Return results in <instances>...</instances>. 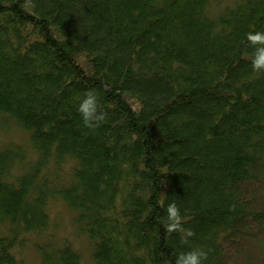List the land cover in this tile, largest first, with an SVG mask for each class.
<instances>
[{
  "label": "trees",
  "instance_id": "obj_1",
  "mask_svg": "<svg viewBox=\"0 0 264 264\" xmlns=\"http://www.w3.org/2000/svg\"><path fill=\"white\" fill-rule=\"evenodd\" d=\"M25 2L0 0V113L36 155L0 144V264H22L29 241L38 264H81L49 227L52 201L93 264L194 249L202 264H264V73L246 40L264 32V0ZM90 91L95 128L77 111ZM172 202L187 243L165 231Z\"/></svg>",
  "mask_w": 264,
  "mask_h": 264
},
{
  "label": "rangeland",
  "instance_id": "obj_2",
  "mask_svg": "<svg viewBox=\"0 0 264 264\" xmlns=\"http://www.w3.org/2000/svg\"><path fill=\"white\" fill-rule=\"evenodd\" d=\"M5 141L16 143V146H21L22 151L26 153L25 161L33 159L36 155L35 150L32 148L29 139V132L19 127L15 122V120L10 116L4 113H0V144H3L2 142ZM70 163L71 161L63 165L60 171H67V169H69ZM63 177H65L64 172L62 178ZM48 208L50 209V218H51L49 227L51 231H53L56 234L55 236L59 240H62L63 237L67 238V240L71 243L73 248L79 252L81 264H93V260L91 256V250H92L91 245L89 241L85 238V236H83L79 232H75L71 228L70 219H69L71 212L68 210L66 205L60 201L57 203L52 201L51 203H49ZM54 222L56 223L55 227H54ZM33 236L36 235L35 234L29 235V237H33ZM56 237L55 239L58 241ZM250 247L251 246H249V248ZM254 250H256V248H254ZM16 254L19 256V258H21L22 264H38L39 254L36 252L35 248L31 246L30 241L27 242V244L22 249L16 251ZM262 256H264V254L259 255V257Z\"/></svg>",
  "mask_w": 264,
  "mask_h": 264
},
{
  "label": "clouds",
  "instance_id": "obj_3",
  "mask_svg": "<svg viewBox=\"0 0 264 264\" xmlns=\"http://www.w3.org/2000/svg\"><path fill=\"white\" fill-rule=\"evenodd\" d=\"M22 7L26 9L35 8L32 0H26ZM246 40L249 45L254 47V52L251 57V67L253 72L264 73V32H249L246 34ZM77 111L80 113L85 127H99L100 122L106 118V113L98 112L97 97L93 92L86 93L84 99L80 102ZM167 224L165 231L168 234L173 232L181 233V243H187L188 238L194 233L190 229L182 227V217L180 210L175 202L169 203L166 208ZM207 259V252L203 250H191L180 253L175 264H202V261Z\"/></svg>",
  "mask_w": 264,
  "mask_h": 264
}]
</instances>
